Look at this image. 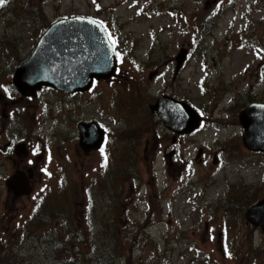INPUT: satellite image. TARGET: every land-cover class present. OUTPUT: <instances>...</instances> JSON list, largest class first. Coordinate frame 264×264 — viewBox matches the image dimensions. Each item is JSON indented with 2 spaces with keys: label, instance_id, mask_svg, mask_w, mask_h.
<instances>
[{
  "label": "rangeland",
  "instance_id": "rangeland-1",
  "mask_svg": "<svg viewBox=\"0 0 264 264\" xmlns=\"http://www.w3.org/2000/svg\"><path fill=\"white\" fill-rule=\"evenodd\" d=\"M74 16L111 35L115 74L88 91L20 92L17 68ZM163 94L200 127L166 129L148 108ZM250 102H264V0H4L0 264H264V233L244 214L264 195V151L243 145L238 120ZM80 121L109 129L99 149L80 147ZM19 168L31 191L14 197L5 179ZM111 219L118 250L101 260Z\"/></svg>",
  "mask_w": 264,
  "mask_h": 264
},
{
  "label": "water",
  "instance_id": "water-1",
  "mask_svg": "<svg viewBox=\"0 0 264 264\" xmlns=\"http://www.w3.org/2000/svg\"><path fill=\"white\" fill-rule=\"evenodd\" d=\"M76 18L53 23L38 41L29 61L24 62L21 68H17L13 81L20 92L25 94L27 90L35 93V89L41 85L65 89L68 92L83 90L91 85L93 79L106 78L113 74L116 58L103 29L98 23L91 24L89 18L83 20ZM82 35L84 37H81ZM183 58L184 53L178 61L177 68L181 66ZM39 59L44 62L39 63ZM20 70L22 71L19 73ZM24 83L28 85L24 87ZM149 108L157 113L167 129L176 134L192 132L199 126L201 120L188 102L165 94L155 103L149 104ZM238 118L243 128V145L252 151H264V103H250L239 113ZM78 130L79 143L85 150L99 147L103 132H100L95 123H80ZM7 186L13 191L14 197L27 195L31 191L27 178L21 171L15 172L7 180ZM245 219L251 225L260 227L264 233V195L245 211Z\"/></svg>",
  "mask_w": 264,
  "mask_h": 264
},
{
  "label": "trees",
  "instance_id": "trees-1",
  "mask_svg": "<svg viewBox=\"0 0 264 264\" xmlns=\"http://www.w3.org/2000/svg\"><path fill=\"white\" fill-rule=\"evenodd\" d=\"M115 221L111 219L103 225L101 236V260L115 259L118 250V240L116 238L117 229L114 227Z\"/></svg>",
  "mask_w": 264,
  "mask_h": 264
},
{
  "label": "flooded vegetation",
  "instance_id": "flooded-vegetation-1",
  "mask_svg": "<svg viewBox=\"0 0 264 264\" xmlns=\"http://www.w3.org/2000/svg\"><path fill=\"white\" fill-rule=\"evenodd\" d=\"M26 142V141H25ZM10 144V141L9 140H7V142H0V154H3L4 156H6V154H8L9 153V145ZM16 144H18V143H15V144H13V148H15L16 147V152H17V147H21V146H19V145H16ZM8 150V151H7ZM23 152H24V148H23ZM6 158L7 159H9V155L8 156H6ZM0 163H1V160H0ZM2 166V165H1ZM24 167V166H23ZM18 170H21L20 168L18 169ZM31 174H32V172L29 174L30 176H31ZM30 178V177H29ZM32 179V177L30 178V180ZM6 180H7V178L5 179V183H6Z\"/></svg>",
  "mask_w": 264,
  "mask_h": 264
},
{
  "label": "snow or ice",
  "instance_id": "snow-or-ice-1",
  "mask_svg": "<svg viewBox=\"0 0 264 264\" xmlns=\"http://www.w3.org/2000/svg\"><path fill=\"white\" fill-rule=\"evenodd\" d=\"M4 3V0H0V4H3ZM77 20H83L84 18L83 17H77L76 18ZM89 22L91 23V24H93V25H96L97 24V21H95V20H89ZM109 40H111L112 38H111V35H109ZM112 44H113V51L115 50L114 49V44H115V41H112ZM117 55H119V54H117ZM101 151H103V149H101Z\"/></svg>",
  "mask_w": 264,
  "mask_h": 264
}]
</instances>
